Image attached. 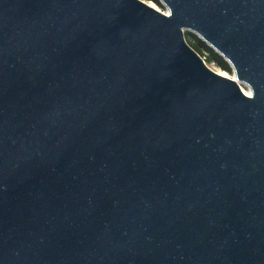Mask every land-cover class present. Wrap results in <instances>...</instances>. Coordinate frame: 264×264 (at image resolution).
<instances>
[{"label":"water","instance_id":"95a60500","mask_svg":"<svg viewBox=\"0 0 264 264\" xmlns=\"http://www.w3.org/2000/svg\"><path fill=\"white\" fill-rule=\"evenodd\" d=\"M162 1L0 0V264H264V0Z\"/></svg>","mask_w":264,"mask_h":264},{"label":"rangeland","instance_id":"374dc122","mask_svg":"<svg viewBox=\"0 0 264 264\" xmlns=\"http://www.w3.org/2000/svg\"><path fill=\"white\" fill-rule=\"evenodd\" d=\"M143 1L147 2L150 5H155V7L158 10H160V11L165 12V11L168 10V12H169V8L166 6V4L162 0H143ZM184 34H185V38H186L188 43L189 42H196V43L200 44L198 38L201 39V37L198 35L197 32H195V31H193L191 29H185ZM201 40H203V39H201ZM205 43L207 45H209L207 42H205ZM211 48H213V47H211ZM214 50H215V52H217L216 49H214ZM199 54L204 58V60L206 61L207 65L210 68H212L214 71H216L218 73H221L223 75H226V76H230V77L236 76L234 68L232 67V65L224 57H223V59L225 61V64H221V63H218L217 61H210L209 60V52H207V51H205L204 53H199ZM218 54H220V53H218ZM239 81L241 83H244L242 85L245 88H251L248 83H246L244 81H241V80H239ZM242 85L240 84L241 87H242Z\"/></svg>","mask_w":264,"mask_h":264},{"label":"trees","instance_id":"16d2710c","mask_svg":"<svg viewBox=\"0 0 264 264\" xmlns=\"http://www.w3.org/2000/svg\"><path fill=\"white\" fill-rule=\"evenodd\" d=\"M199 43L189 42L190 46H192L198 53H204L205 51L209 52V60L217 61L218 63L225 64L223 56L215 52L213 48L207 45L203 40L199 39Z\"/></svg>","mask_w":264,"mask_h":264},{"label":"bare ground","instance_id":"6f19581e","mask_svg":"<svg viewBox=\"0 0 264 264\" xmlns=\"http://www.w3.org/2000/svg\"><path fill=\"white\" fill-rule=\"evenodd\" d=\"M155 7V5H152ZM165 13H168V10L165 11ZM221 74V73H220ZM232 78L236 79L238 81V83H240L241 85L244 84V83H241L236 76H233ZM242 89L248 94V95H251L252 94V89L251 88H245L243 85H242Z\"/></svg>","mask_w":264,"mask_h":264}]
</instances>
